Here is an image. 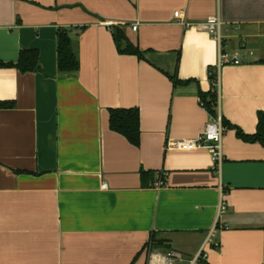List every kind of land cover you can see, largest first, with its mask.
I'll use <instances>...</instances> for the list:
<instances>
[{"label":"crops","instance_id":"obj_1","mask_svg":"<svg viewBox=\"0 0 264 264\" xmlns=\"http://www.w3.org/2000/svg\"><path fill=\"white\" fill-rule=\"evenodd\" d=\"M177 11L193 25L219 17L241 64L219 68L218 42ZM61 29L73 75L58 69ZM24 50L40 72L0 68V102L14 103L0 109V264H190L202 249L200 264H264V146L224 128L219 173L209 150L169 148L206 130L200 93L214 90L218 114L256 133L264 0H0V63ZM112 109L140 111L139 147L110 129ZM152 236L165 245L150 250ZM170 252L181 259L152 260Z\"/></svg>","mask_w":264,"mask_h":264},{"label":"trees","instance_id":"obj_2","mask_svg":"<svg viewBox=\"0 0 264 264\" xmlns=\"http://www.w3.org/2000/svg\"><path fill=\"white\" fill-rule=\"evenodd\" d=\"M114 38L118 44V49L121 53H126L141 57V52L138 48L128 43L125 50L121 49V42L126 40L125 36L119 31L114 30ZM58 69L60 73L73 75L79 70V60L75 54L73 42L67 30L61 29L58 32ZM0 68H15L21 73H37L40 72L39 52L36 50H24L19 54L16 63H0ZM210 80L214 86H217L218 75L217 72H210ZM175 84L186 85L189 82L177 81L174 79ZM200 103L209 112L212 118L218 115V94L214 90L209 94L200 93ZM14 107L13 102H0V109H10ZM110 129L123 137H125L130 144L135 147L140 146L141 139V124H140V111L138 109H112L110 110ZM222 125L225 129L236 130L237 136L247 143H260L264 146V112L258 114L257 131L253 135L244 133L241 129L233 126L222 117ZM153 173L143 171L141 179L144 186H148V180L152 177ZM165 245L163 241H157L155 236H152L150 250L162 247Z\"/></svg>","mask_w":264,"mask_h":264},{"label":"built area","instance_id":"obj_3","mask_svg":"<svg viewBox=\"0 0 264 264\" xmlns=\"http://www.w3.org/2000/svg\"><path fill=\"white\" fill-rule=\"evenodd\" d=\"M176 19L181 20V23L186 26H195L199 31L208 33L214 40L219 44V63L218 67H223L226 65H240V55L238 53H231L223 48V23L219 17H211L205 22L198 24H190L186 21L185 15L177 11L174 14ZM133 31H137L138 25L132 27ZM218 82V81H217ZM202 106L203 104L200 103ZM223 135L224 127L222 125V117L218 114L216 118H212L210 124L207 126L206 130L200 134L195 139L177 141L170 144L169 148L180 151H196L200 149H207L211 153L213 170L217 173L221 172L222 165L224 163V154H223ZM166 186V180L163 179L157 184V188H163ZM226 211V206L224 203L221 204L220 212L224 213ZM208 243H212L208 239ZM205 248V247H204ZM202 251L191 261L190 264H200L202 259L206 258V254ZM163 260L165 262H170L173 259H181V255L178 253L170 252L167 255L162 256L159 253L152 254L153 259Z\"/></svg>","mask_w":264,"mask_h":264}]
</instances>
